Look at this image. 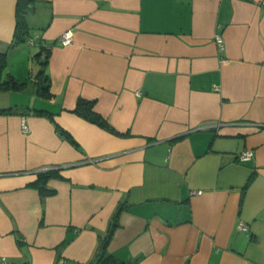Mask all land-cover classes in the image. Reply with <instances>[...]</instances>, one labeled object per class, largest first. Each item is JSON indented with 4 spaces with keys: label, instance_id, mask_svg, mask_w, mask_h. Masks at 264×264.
<instances>
[{
    "label": "crops",
    "instance_id": "0c3cea01",
    "mask_svg": "<svg viewBox=\"0 0 264 264\" xmlns=\"http://www.w3.org/2000/svg\"><path fill=\"white\" fill-rule=\"evenodd\" d=\"M16 2L0 0L5 72L26 82L46 49L50 96L0 91V264H92L120 205L105 251L123 262L264 264V0H32L12 44ZM47 170L63 179L41 197Z\"/></svg>",
    "mask_w": 264,
    "mask_h": 264
},
{
    "label": "trees",
    "instance_id": "16d2710c",
    "mask_svg": "<svg viewBox=\"0 0 264 264\" xmlns=\"http://www.w3.org/2000/svg\"><path fill=\"white\" fill-rule=\"evenodd\" d=\"M32 9V0H17L16 2V10H15V31L13 35L12 44H19L25 42L28 36V25L26 22V15ZM41 53L35 55V60L42 64V69L36 74L34 77V84L36 86V90L38 95L42 97H49L48 94V76L45 74L46 67V55L47 50L43 49ZM40 55L43 56V59L40 58ZM7 67V59L6 55L0 52V91H18L21 90L25 86V82L16 81L11 75L6 74L5 70ZM94 101H87L83 99H79L76 103V106L72 113L77 116L83 118L84 120L114 133V130L106 123V121L98 115L94 110ZM11 110H0V113L10 112ZM33 113L37 116H43L48 118L53 124L60 136L66 139L70 144L76 146L74 140L70 137V135L62 130L53 119V115L44 110H33ZM52 178L63 179L58 171L56 170H47L42 171L36 174V179L30 183V187L34 188L38 191L41 197L51 196L55 193L54 190L48 188L47 182ZM124 206L120 205L116 212L112 216V221L108 226V230L105 236L99 241V244L96 248V251L93 255L92 262H96V264H132L130 262H123L110 254H106L105 248L106 245L112 236L114 228L116 226V218L120 209ZM92 263V264H93ZM91 264V263H89Z\"/></svg>",
    "mask_w": 264,
    "mask_h": 264
},
{
    "label": "built area",
    "instance_id": "2783aa9c",
    "mask_svg": "<svg viewBox=\"0 0 264 264\" xmlns=\"http://www.w3.org/2000/svg\"><path fill=\"white\" fill-rule=\"evenodd\" d=\"M71 41H72V31L67 30L61 35V37L58 40V43L62 46H66V45H69L71 43ZM215 42L220 49L223 48L222 39L219 36L215 37ZM21 129L23 132H27V127H26L24 121L21 122ZM252 157H253V152L248 149V150H244L243 152L239 153L237 156V159L239 161L246 162V161L251 160ZM196 194H200V192L198 191V192H196ZM239 228L241 230H246V226L243 223H241L239 225Z\"/></svg>",
    "mask_w": 264,
    "mask_h": 264
},
{
    "label": "rangeland",
    "instance_id": "374dc122",
    "mask_svg": "<svg viewBox=\"0 0 264 264\" xmlns=\"http://www.w3.org/2000/svg\"><path fill=\"white\" fill-rule=\"evenodd\" d=\"M36 54L33 53L32 54V57H34ZM39 69H40L39 62L36 61L35 59L31 60L30 63H29L28 75L26 76V78L28 76H31V77L30 78L28 77L27 81L25 82L26 83L25 84L26 85V88H25V92L22 94V96H20L21 97L20 98L21 100L27 101L28 99H30V92L32 93V91L34 89V77L39 72Z\"/></svg>",
    "mask_w": 264,
    "mask_h": 264
}]
</instances>
